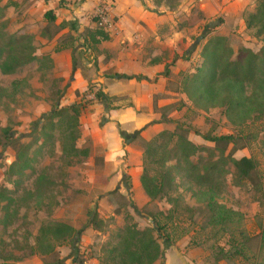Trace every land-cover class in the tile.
<instances>
[{
    "label": "rangeland",
    "instance_id": "374dc122",
    "mask_svg": "<svg viewBox=\"0 0 264 264\" xmlns=\"http://www.w3.org/2000/svg\"><path fill=\"white\" fill-rule=\"evenodd\" d=\"M77 1L61 0L59 5L68 10L69 5H76ZM34 2L0 0V30L6 35L5 41L11 37H31L38 58L12 75L0 76V264H100L131 225L140 230H157L162 226L164 235L171 240L169 243L159 241L163 257L170 253L177 264L263 262L264 121L254 120L255 115L252 119L228 115L225 108L196 103L184 93V85L202 64L203 49L211 39L225 38L234 59L240 55L243 60L246 51L260 53L261 39L248 31L245 24L246 16L255 11L258 1H165L171 12L184 5V16L176 18L175 23L181 32L179 57L188 66H176L174 73L170 71L172 88L178 90V97L170 99L171 106L162 112L166 118L170 116L173 130L177 123L191 127L193 131L188 139L209 150L193 157L194 163L211 164L220 158L218 151L212 152L215 145L205 141L203 136L233 135L243 141L238 143L237 150L230 146L225 156L233 150L234 159L252 158L257 165L252 179L240 182L228 161L223 175L216 181L218 202L241 215L226 228L227 232L211 226L205 203L195 196L198 188L185 184L184 179L178 180L180 206L163 200L150 201L137 208L130 198L117 192L119 178L105 183L106 178H101L100 174L103 164L92 150L87 121L83 119L85 114L80 118L77 147L89 151L88 158H80V163L74 160L70 166V160L62 154L58 128L50 131L55 140L41 147L43 140L37 131L53 107L61 106L66 84L53 70L52 63L45 60L46 57L51 59L46 52L54 45L59 25L46 28L44 9L42 6L33 8ZM69 44L71 37L64 36L53 50ZM256 88L257 85L252 84L248 92ZM83 101L87 109L92 106L89 98ZM4 129H9L12 142L3 137ZM243 145L245 148L240 149ZM26 146L30 147L28 155L32 163L19 175L11 168ZM41 175L46 176L43 182L38 180ZM92 213H97L96 224ZM59 223L76 229L72 239L59 242L42 236L45 227ZM222 249L241 255L219 261Z\"/></svg>",
    "mask_w": 264,
    "mask_h": 264
},
{
    "label": "trees",
    "instance_id": "16d2710c",
    "mask_svg": "<svg viewBox=\"0 0 264 264\" xmlns=\"http://www.w3.org/2000/svg\"><path fill=\"white\" fill-rule=\"evenodd\" d=\"M257 1L255 11L246 16L245 24L248 31L254 32L256 37L261 39L263 47L260 53L246 51L247 56L243 60L240 55L239 58L234 59L233 51L225 38L211 39L203 49L202 64L186 81L184 93L196 103L225 108L228 115H237L243 119L244 117L252 119L255 115L254 120L264 121V0ZM44 19L47 21L46 28L56 25L57 19L53 11H48ZM93 20L97 29L86 32L88 39L83 45L91 51L109 40L108 31L101 24L100 17L94 16ZM65 26L67 24L58 26L55 36ZM5 37L6 35L0 30V76L12 75L37 61L31 37H11L7 42ZM45 60L52 63L48 57ZM252 84L257 85V88L249 93L248 88ZM95 96L97 101H102L99 93ZM85 97H80L81 101L70 106L61 107L56 104L52 112L43 119L44 124L37 131L43 140L42 147L48 141L55 140V136H52L50 131L59 129L58 141L62 147V154L70 160V166L74 164V160L80 163V158L89 157V151L77 147L80 139V118L87 109L83 101ZM192 131L191 127L177 123L172 132L164 131L152 141L143 143L141 185L150 201L166 200L180 206L178 180L184 179L185 184L190 183L198 188L195 196L205 203L211 226L219 227L227 232L226 228L234 224L235 218H240L241 215L218 202L219 186L216 181L223 175L224 166L228 161L232 163L236 178L240 182L249 181L257 170L256 162L252 158L243 157L236 160L232 157V151L237 150L238 143L243 141L240 138L233 135L220 137L206 135L203 139L215 145L212 152L218 151L220 158L211 164H204L202 161L194 163L192 158L205 149L188 139ZM195 134L198 133L195 132ZM2 135L10 142L13 141V136H9V129L2 130ZM230 146H233V150L225 156ZM242 148L245 146L243 145L240 149ZM29 149V146L24 147V152L17 156V161L13 169L11 168L19 175L28 170L32 163L28 155ZM205 151L209 152V150ZM38 180L43 182L46 176L41 175ZM91 216L96 224L97 213H92ZM155 223L157 224L156 220ZM163 230L162 226H159L157 230L150 228L140 230L136 225H131L119 237L117 245L101 259L100 264H156L159 260L164 261L159 241L166 240L169 243L171 240L169 236L164 235ZM76 233L74 227L61 223L45 227L41 231L42 236H50L59 242L72 239ZM221 253L223 256L219 258V261L230 260L241 255L223 249ZM253 264H264V261H255Z\"/></svg>",
    "mask_w": 264,
    "mask_h": 264
},
{
    "label": "crops",
    "instance_id": "0c3cea01",
    "mask_svg": "<svg viewBox=\"0 0 264 264\" xmlns=\"http://www.w3.org/2000/svg\"><path fill=\"white\" fill-rule=\"evenodd\" d=\"M165 1L79 0L65 10L59 5L61 0H33L32 6H42L44 15L53 11L57 25L67 24L46 52L53 70L65 80L61 106L100 94L102 101H91L83 119L87 121L92 150L103 164L101 178H106L105 183L119 178L117 192L130 198L137 208L150 202L141 185V143L173 131L170 116L168 119L162 112L171 106L170 99L178 97L170 71L187 65L179 57L181 32L175 23L176 18L184 16V5L171 12ZM103 3L111 5L109 40L91 51L83 46L88 39L86 32L97 29L93 18ZM64 36L71 37V44L54 51ZM165 262L177 264L170 253L165 255Z\"/></svg>",
    "mask_w": 264,
    "mask_h": 264
},
{
    "label": "built area",
    "instance_id": "2783aa9c",
    "mask_svg": "<svg viewBox=\"0 0 264 264\" xmlns=\"http://www.w3.org/2000/svg\"><path fill=\"white\" fill-rule=\"evenodd\" d=\"M111 5L110 4H101L97 9H96V16L100 17L101 24L106 27V29H109L111 27V21L109 18V12H110ZM91 101L96 100L95 94L90 95L88 97Z\"/></svg>",
    "mask_w": 264,
    "mask_h": 264
}]
</instances>
